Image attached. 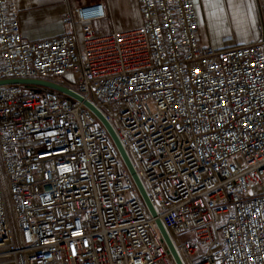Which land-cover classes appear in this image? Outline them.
Instances as JSON below:
<instances>
[{"label":"built area","instance_id":"built-area-1","mask_svg":"<svg viewBox=\"0 0 264 264\" xmlns=\"http://www.w3.org/2000/svg\"><path fill=\"white\" fill-rule=\"evenodd\" d=\"M97 31L74 0L63 33L24 36L0 0V264H264V39L201 45L194 0H138ZM264 5V0H262ZM76 72L73 83L61 82Z\"/></svg>","mask_w":264,"mask_h":264},{"label":"crops","instance_id":"crops-1","mask_svg":"<svg viewBox=\"0 0 264 264\" xmlns=\"http://www.w3.org/2000/svg\"><path fill=\"white\" fill-rule=\"evenodd\" d=\"M26 38L36 40L63 33L74 0H13ZM201 45L213 49L264 39L262 0H194ZM107 17L97 31L127 29L142 22L138 0H106Z\"/></svg>","mask_w":264,"mask_h":264},{"label":"water","instance_id":"water-1","mask_svg":"<svg viewBox=\"0 0 264 264\" xmlns=\"http://www.w3.org/2000/svg\"><path fill=\"white\" fill-rule=\"evenodd\" d=\"M4 83H20V84H33V85H40V86H44V87H50V88H54V89H57V90H60V91H63L65 93H68L69 95L79 99V100H82L84 101V103L89 106L101 119L102 121L104 122V124L106 125V127L108 128V130L110 131V133L112 134V136L114 137V139L116 140L136 182H137V185L142 193V196L144 197L148 207L150 208L152 214L154 216L157 215L156 213V210L154 209V206L152 205L134 167L132 166L123 146L121 145L119 139H118V136L116 135V132L113 128V126L110 124V122L106 119V117L103 115V113L94 105L92 104L90 101L88 100H84L78 93H76L75 91H73L72 89L68 88V87H65L64 85H61L59 83H55V82H51V81H46V80H41V79H34V78H13V79H4V80H0V84H4ZM157 223L172 251V253L174 254V256L176 257V260L178 262V264H183L176 249H175V246L168 234V232L166 231L162 221L157 218Z\"/></svg>","mask_w":264,"mask_h":264},{"label":"rangeland","instance_id":"rangeland-1","mask_svg":"<svg viewBox=\"0 0 264 264\" xmlns=\"http://www.w3.org/2000/svg\"><path fill=\"white\" fill-rule=\"evenodd\" d=\"M76 77V72H68L63 77H61V82L71 84L74 82Z\"/></svg>","mask_w":264,"mask_h":264}]
</instances>
